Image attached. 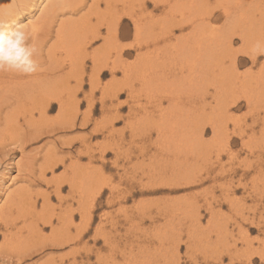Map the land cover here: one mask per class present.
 Returning <instances> with one entry per match:
<instances>
[{
    "label": "rangeland",
    "instance_id": "obj_1",
    "mask_svg": "<svg viewBox=\"0 0 264 264\" xmlns=\"http://www.w3.org/2000/svg\"><path fill=\"white\" fill-rule=\"evenodd\" d=\"M242 1L245 2V0H224L221 2L199 0V2L205 4V9L207 10H203L198 6L193 15H190L189 19L182 18L191 22L187 23L186 29L183 30L175 26L172 32H169L168 28H161L163 27L161 23L166 22L164 20L161 21L160 18L162 19V17H159L163 16L160 9L162 7L164 8L163 5L165 4V0L159 1L163 3L159 9H156L154 7L155 5L153 6L150 1H146L147 6L143 8L141 0H111L110 3L107 0H87L78 11L64 14V16H66L65 18L63 15L60 16L61 18L59 17L58 20H77V26L79 27L77 41H80L75 44L80 46L74 48L72 45V54L77 57L78 63L82 68L80 73L82 74V81L84 83L82 82L81 92L78 95L80 110L76 119V126L71 130L57 132L53 136H48L46 139L42 141L39 140L27 147L28 153H38L40 157V160L36 164L35 176L31 174V171H29V174L27 173L30 177H35L34 179L36 180L40 175V164L43 160L41 157L44 154L53 150L57 153L55 158L64 161V164H60L53 171L49 169L46 171L45 178L47 180H55L54 183H52V185H47L45 183H34L31 185L28 180L23 181L18 178V172L16 168H14L13 172L8 175L11 176V178H14V176L17 178L15 177V181L13 180L12 182L8 177L6 178L5 195L1 198L2 201H0V206L6 197V193L8 194V192L16 188L29 186L28 188L32 193L33 200L37 201V210L39 211L44 202L40 193L45 192V195H48L50 199V211L55 210L52 222V224H54H49L47 226H43V224L40 225V228L44 229L42 235L45 237L51 236V232L62 224L58 216L64 213L67 215L70 213L74 215V224L82 223L83 217L81 216L84 215L86 211L91 213L92 219L87 235L83 236L79 243L71 244L68 248L61 251L49 249L41 253L40 251L36 252L35 255L29 259L18 262V264H49L54 260L53 264H60L59 257L75 246L80 248L78 264H246L244 258L235 255L237 260L235 259L232 261L229 255L230 253L234 254L236 252L235 250H244L245 246L248 248V241H252L251 245L253 249H255L256 252H260L259 255L258 253L257 256L254 255L256 258H254V262L251 264H264V255H262L264 254V252H262V249H264V79H261L264 78V0H246L244 4H240L242 6L240 7L239 3ZM96 3H99L98 7H96ZM173 3H175V1ZM168 6L170 7L171 5ZM168 6L167 8H169ZM187 6L185 9H187ZM236 6L239 8H236ZM131 8L132 10L135 9L133 14L136 15V17L139 16L142 18L143 23L146 19L152 22L151 25L154 26L152 32L153 38L156 39L157 37V40L153 44L152 41H148V43L144 44L141 48L137 45L132 49H125L124 52L126 53L123 54L125 58L123 59L122 57L123 60L121 62L123 67L119 65L120 69L114 70V67L117 66L114 62L118 57L116 47H120L122 44L128 46L135 45L137 42L134 37V23L130 17H124L125 19H122L119 28L118 39L120 42L118 41V45L116 44V38L108 34V24L113 17L118 14H123L126 10ZM235 9H237L236 11L239 12V14L234 11ZM93 10L97 11V13ZM178 10L182 11L180 9ZM248 10L251 12L250 17H245L243 13L244 11L249 13ZM151 11L154 18L146 14L151 13ZM203 12H205V14ZM233 13H235L236 16L239 15V18H236V23L238 25L235 24L238 28L236 29L237 32H233V39L235 41L229 47L225 40L226 44L222 46L224 48L220 50L217 49L218 51L215 49L218 53L212 56L213 59L210 58V62L208 61L206 64L211 65L209 66L211 70L208 67L210 71L206 68L207 74L202 73L203 75L205 74L204 79L207 81L203 82L198 80L195 82L185 77L182 80L181 86L179 85L178 87L173 84L171 86L169 82H172L174 78V80L177 81L181 79V75H184V72L180 68L185 67L183 70H187L186 72L190 70V63H188L190 59L186 58V62L182 64V57L178 55L181 54L178 53L182 45L181 42L186 39L183 42L184 45L189 41L193 43L190 37L194 38V36L198 34V32H194L193 28L201 23L203 25L208 21L211 23L207 27L209 29L206 28L207 32L215 31L216 34L221 27V30L224 29V25L228 22L227 18L234 15ZM194 14H196V18H194ZM199 15H201V18L198 17ZM84 16L88 18L84 19ZM180 17L182 16L180 15ZM79 18L84 20L79 22ZM197 19L199 21H197ZM201 19L203 21H201ZM238 21L243 22L241 23ZM244 21L246 25L243 24ZM27 23V18H24L23 24L20 23L18 26L25 28V26L27 27ZM58 23H60V21L56 23L54 34L51 37L52 40L49 39L45 46L46 51H44V55L54 43H59L56 33ZM177 23H180L179 20ZM96 24L98 25L94 26ZM193 24L195 25L193 26ZM98 29L101 35L99 34L100 37L94 40L92 38V31ZM238 30L242 32L245 30L248 34L252 35L250 38H247L249 39L248 46H251L253 43L252 46L254 47L253 51H255L256 60L244 55H239V60L237 61L238 70L237 72L235 70V73L240 75L241 79L233 77L232 79L226 80L220 69L223 67L226 69L230 68L231 58L234 52L238 49H244V45H246L243 43L242 39L238 37L239 32L242 33ZM161 32L164 33V35H161ZM191 33L193 34L191 35ZM194 33L196 34L194 35ZM188 34L190 36H188ZM85 35L87 37H85ZM160 35L161 37L164 36L166 40L159 37ZM256 35L257 37L255 38ZM214 45L215 48H218L216 43ZM60 46H62V44H60ZM252 46L250 48H252ZM96 49H100V51L98 52ZM260 49H262V52ZM78 50H81V53H79ZM92 52L95 53L93 54ZM139 56L143 62H139ZM55 57L58 58L54 59L52 57L49 59V57L45 56L44 60L37 62L36 72L44 71V73H50L54 68L57 69L56 67L63 64L64 61L67 62L69 59L70 62L71 60L70 57L67 58L66 51H63V48L60 49L58 55L56 54ZM93 57L95 60L104 57V61L106 60L105 62H107L106 68L102 66L103 64H95V61L92 60ZM214 59H216V61ZM222 63H224V66H222ZM187 65L189 68H187ZM91 69L94 70L92 71ZM130 69H132V71ZM171 72L173 73L172 76ZM125 73H129L130 78L127 77ZM178 73L180 74V78L177 77ZM156 74L158 76H156ZM252 76L254 78H252ZM167 77H170V79H167ZM234 78L236 80L235 82L233 80ZM212 79H214V81ZM189 80L194 82L192 86L195 88L189 87V85H191ZM239 82L242 85L244 84V86L246 85L247 88L241 90L240 87H237V85L240 86ZM122 83L124 84L122 85ZM195 83H197L198 86L201 85V89H199L200 87L198 88ZM216 83H221L224 89L222 90L220 87L216 86ZM90 84L96 85L92 97L89 95L92 89ZM225 84L229 86V88ZM203 85H205L204 90ZM174 86L177 89H175ZM187 86L190 91L186 89ZM179 88H181L180 91H176L179 90ZM191 89L194 92L197 90L198 93L193 92V94L195 96L198 94L197 96L199 97L204 91L202 95L205 96L206 100L205 102H200V105L197 104L199 109L197 113L200 112L201 117H199L196 112L194 114L193 112L191 113V115L193 114L192 116H198L197 119H195L196 117L194 116V119L191 120L192 131L188 133L185 132L184 129L181 130L182 127L176 125L175 121L179 119L180 115L183 113L181 112V108L184 107V103H187L188 100L186 99L189 98L188 96L192 94ZM237 89L240 90V93L238 92L236 95L237 100H231L229 95H233V90ZM171 92L174 95H172ZM217 92L220 94L217 95ZM227 92L228 96H226ZM181 93L184 95L180 97ZM168 95L173 98L171 99ZM197 96L195 98H197ZM245 97L248 99L251 97L250 102L252 108L247 106V98ZM233 101H236V103H232ZM89 103H93L91 107L92 112L90 113V122L88 125H82L84 116L90 108ZM57 107L58 105L56 104L55 108L48 114V118L53 119L56 117ZM130 107L132 108L130 109ZM166 118L167 121H163V119ZM169 119L171 120L170 122H168ZM173 122L175 124H173ZM213 126H219V130L221 129L219 137L214 135ZM158 128L161 129L159 130ZM201 130H204L202 134L203 140L194 139V132L198 134ZM182 133L184 135H182ZM179 136L180 138H178ZM54 139L55 142L53 143ZM61 140L74 142L71 147L66 146L62 148L59 144ZM188 140L189 142H186ZM45 143L47 144L45 145ZM174 143L179 147L174 146ZM187 146L189 150L186 148ZM181 149L188 151L184 152L183 150L182 153ZM187 152L188 154L186 156ZM194 152L196 154H193ZM90 154L91 158L89 156ZM19 156L20 154L17 155L13 162H15ZM180 157L181 159L183 158L185 162H182L183 159L181 161ZM190 157L193 159L191 160ZM169 158L171 160H169ZM187 160H191L189 161L191 163H188ZM177 162H181L182 164L179 163L177 165ZM179 165L184 166L180 167ZM164 166H168L166 173V168ZM89 169L90 171L92 169L94 170L91 179L92 182H89L93 189L92 191L88 189L87 193L93 196V199L88 196L91 205L86 203L85 198V196H87L85 182L89 179L86 177L87 173H89L87 172ZM178 170H181L184 175H177ZM183 170L186 171L187 174H185ZM75 172L79 175L76 180L77 182H74L73 173L75 175ZM165 175H167V177ZM177 176L178 178H176ZM179 178L186 183L190 180L191 183L177 185L175 183ZM169 179L173 184H166L169 182ZM27 181L29 183H27ZM60 186L61 188H59ZM57 191H59L58 194ZM75 192H78L82 198L78 196L75 198L72 197ZM83 196L85 199H83ZM79 200H82L81 203ZM20 216L17 210L13 212V219L17 220V222L19 221V227L23 224V222L20 223ZM3 227V225L0 226L1 247L4 246V242L6 241L4 234H7V232L8 240L10 239L9 241L7 240V242H10L11 246L14 245V248H16V245L20 248L24 247V245L25 247L27 246L26 241H24V239L26 240V238H24L25 235L28 234L27 229L21 234L18 233L17 229L13 226L12 229L9 228L7 231L5 230L6 228ZM244 229L247 230L244 231ZM10 231H12L13 234H11ZM206 231L208 234H206ZM213 231L217 232L215 233ZM10 235L13 236L11 237ZM42 235H36L33 238L34 240L40 241L39 239ZM218 238L219 240L221 239V241H219ZM14 240L17 241L14 243ZM19 241L22 243H19ZM91 245L94 246V256L90 260L87 254ZM220 254L225 258L222 262H220L218 256ZM216 258L218 259L216 260ZM66 264H68V262Z\"/></svg>",
    "mask_w": 264,
    "mask_h": 264
},
{
    "label": "bare ground",
    "instance_id": "obj_2",
    "mask_svg": "<svg viewBox=\"0 0 264 264\" xmlns=\"http://www.w3.org/2000/svg\"><path fill=\"white\" fill-rule=\"evenodd\" d=\"M87 0H0V21H6L11 23L14 27L18 26V24L22 23L24 21V18H27L28 23H27V27L25 26V30H27L29 33H35V36L33 38V40H30V43L34 42L35 46H36V53L34 55V60L37 62H39L40 60H44L45 56L50 58H54L57 59L58 57H55L56 54L58 55V52L60 51V49L63 48V51H66V55L67 58L70 57V62L69 59L68 61H64L63 64L59 65L58 67H56L57 69H53L52 72L50 73H44V71L41 72H34L31 74H23V73H19V72H10V71H0V201H2V197L5 195V181L6 178L8 177V179L11 180V182L14 180V178L16 176H14V178H11V176H9L8 174L13 172V169L16 168L17 172H18V178H20L21 180L25 181L28 180L30 182V184H42L45 183L47 185H52V183H54L55 180H47L45 178V174L46 171L49 169L51 171H53L56 167H58L60 164H64V161L62 159H56V152H54L53 150L49 153L44 154L41 158L42 163L40 164V175L39 178L36 180L34 179L35 177H30L29 171H31V174L34 175L35 172V168H36V164L37 162L40 160L39 154L38 153H33L30 154L27 151V147L30 146L33 143H36L37 141H42L44 139H46V137L48 136H53L54 134H56L57 132H64L67 130H71L73 128H75L76 126V119L78 117V113L80 110V101L78 100V95L81 92V88H82V74L80 73V70L82 69L80 64L78 63V59L77 57H75V55L72 54V45L75 47L80 46V45H76L78 41V26H77V20L75 21H70L69 19L67 20H58L59 17L61 15L64 16V14L66 13H74L76 11H78L79 9H81L80 7H82L85 2ZM95 1V0H94ZM110 1L111 0H107ZM118 1V0H116ZM120 1V0H119ZM146 1H150L152 3V5L157 9H159L161 7V5H163V3L159 2L160 0H141V3H143V8L144 6H147V2ZM175 1V3H173ZM205 1H212V0H205ZM214 2H221L224 0H213ZM235 1V0H234ZM241 1V0H239ZM124 2V1H123ZM246 2V0H245ZM245 2H241L239 3V5L244 4ZM173 3V4H172ZM97 4V3H96ZM117 4V2H116ZM132 4V3H131ZM189 4V5H188ZM233 4V3H232ZM236 4V3H235ZM254 4V3H253ZM99 3L97 4L96 7H98ZM168 5H171L170 7ZM188 5V6H187ZM192 5V6H191ZM221 5V4H220ZM240 5V7H242ZM246 5V4H245ZM248 5V4H247ZM250 5V3H249ZM248 5V6H249ZM152 6V7H153ZM164 8L160 9L161 14L163 16H159L162 17V19L160 18V20H164L166 21L165 23L162 22L161 24H163V28L164 27L167 29L169 32H172L173 28L176 26L177 28L180 29H186L187 27V23L190 22L189 20H184L182 18L185 19H189L190 15H193L194 11H196V8H198V6H200V8H202L203 10H207L205 9V4L197 2V0H165V4L163 5ZM167 6L169 8H167ZM187 6V9H185ZM35 7V8H34ZM86 7V6H85ZM95 7V8H96ZM129 7V6H128ZM185 9H183V8ZM238 6H236L237 8ZM140 8V7H139ZM221 8V7H220ZM234 8V7H232ZM231 8V9H232ZM239 8V7H238ZM244 8V7H243ZM250 8V7H249ZM83 9V8H82ZM100 9V8H99ZM98 9V10H99ZM108 9V8H107ZM125 9V8H124ZM178 9L182 10L179 11ZM228 9V8H226ZM230 9V10H231ZM135 10V9H134ZM134 10L128 9L126 10L123 14H117L116 11V16L113 17V19L109 22L108 24V34L113 37L116 38L115 40H117L116 44L118 45V36H119V28H120V24L122 23V19L124 17H130L134 23V37L136 40V44L135 45H120V47H115L117 48V59L114 62V64H116L117 66H113L114 70H118L120 69L121 62L122 60L125 58V56L123 54H125L126 52H124L125 49H132L135 46H139L140 48L143 47L144 44H147L148 41H152V44L156 42V39L153 38V25H151V21L149 22L147 19L145 20V22L143 23L142 18L136 17V15L133 14ZM142 10V9H141ZM198 10V9H197ZM237 9H235L234 11H236ZM241 10V9H239ZM244 10V9H243ZM94 11V10H93ZM144 11V10H142ZM159 11V12H160ZM200 11V9H199ZM214 11V10H213ZM97 13V11H94ZM198 12V11H197ZM208 12V11H207ZM224 12V11H223ZM237 12V11H236ZM235 12V13H236ZM249 13H247V11H244L243 15L245 17H250V10H248ZM95 13V14H96ZM100 13V12H98ZM111 13V12H110ZM140 13V11H139ZM154 13V12H153ZM202 13V12H201ZM205 14V12H203ZM227 13V12H226ZM225 13V14H226ZM233 13L234 15L229 16V18H227L226 20V24L224 25V29L218 30V32L215 34V31H211V32H207L206 28L209 26V24L211 22H205L203 25L202 23L195 26L194 32H198V34L196 36H194V38L190 37V40H193V43H191L190 41L187 43L186 45L183 44V42L186 40H183V42H181V47L179 48L178 54L179 56H181L182 58V64L185 63L186 58L190 59L188 63H190V70L188 72H186L187 70H183V68H180L183 72L184 75H181V79H178L177 81L173 79L172 82H169L170 85H176L179 87V85H182V80L186 77L189 79L194 80L195 82H197L198 80L201 81H207L204 79V75L207 74L206 73V68L208 69L209 66L211 65H206L208 63V61L210 62V58H212V56H214L216 53V50H220L226 42L228 43L229 47L231 46V44L235 41L233 39L234 34L235 33L237 26L235 24L236 23V18H239V15L236 16V14ZM239 14V12H237ZM37 14V15H36ZM80 14V13H79ZM88 14V13H87ZM90 14V13H89ZM144 14V13H142ZM148 14L149 17H153L154 15H152V11L151 13H146ZM155 14V13H154ZM199 14V13H197ZM75 15V14H73ZM180 15L182 17H180ZM194 18H196V14H194ZM203 15V14H201ZM201 15H199L198 17L201 18ZM207 15V14H206ZM227 15V14H226ZM80 16V15H78ZM87 16V15H86ZM98 16V15H96ZM107 16V15H104ZM212 16V15H210ZM66 16H64L65 18ZM71 17V16H70ZM76 17V16H75ZM203 17V16H202ZM208 17V16H207ZM225 17V16H223ZM61 18V17H60ZM68 18V17H67ZM88 18L84 16V19ZM107 18V17H106ZM156 18V17H155ZM193 18V19H194ZM204 18V17H203ZM63 19V17H62ZM80 21H83L84 19L79 18ZM82 19V20H81ZM98 19V18H96ZM125 19V18H124ZM208 19V18H206ZM242 19V18H241ZM156 20V19H155ZM179 20L180 23H177V21ZM196 20V19H195ZM243 20V19H242ZM57 21L60 23H58V29L56 31L57 33V37H58V42L59 43H54V45H52L49 50L47 51V53L44 55V51H46L45 46L47 45V42L49 41V39H51L52 35L54 34V28L56 26ZM197 21H199L197 19ZM201 21H203L201 19ZM206 21V20H205ZM160 22V21H157ZM241 22V21H238ZM243 22V21H242ZM241 22V23H242ZM250 22V21H248ZM104 23V22H103ZM191 23V22H190ZM189 23V24H190ZM240 23V24H241ZM88 24V23H87ZM90 24V23H89ZM99 24V23H98ZM98 24L94 25L97 26ZM156 24V22H155ZM245 24V21L244 23ZM242 24V25H243ZM249 24V23H248ZM158 25V24H157ZM195 24H193L194 26ZM238 25V24H237ZM246 25V24H245ZM252 25V24H251ZM84 27V26H83ZM160 28V27H159ZM84 29V28H83ZM191 29V28H190ZM192 29V32H193ZM209 29V28H207ZM211 29V28H210ZM243 30V29H242ZM263 30V29H261ZM92 31V30H91ZM99 29L96 31H92V38L95 40L98 37H100V31L98 33ZM167 31V30H165ZM241 31V30H238ZM245 31V30H244ZM242 32L238 34V37L240 39H242L243 43H245L246 45H244V49H238L234 52L233 57L231 58V63H230V68H221V72L222 75L225 77V79H232L233 77L238 79H241L240 75H237L235 73V70L237 72L238 70V56L239 55H244L247 56L248 58L254 59L256 60V54L254 53L255 51H253L254 47L252 46V48H250L251 46L249 45V39L250 38V34H248L247 31ZM264 31V30H263ZM163 32V31H162ZM161 32V35H164V33ZM237 32V31H236ZM91 33V32H90ZM152 33V34H151ZM252 33V31H251ZM255 33V32H254ZM264 33V32H263ZM100 34V35H99ZM193 33H191L192 35ZM196 33H194L195 35ZM253 34V33H252ZM259 34V33H258ZM261 34V33H260ZM161 35L159 37H161ZM169 35V34H168ZM237 35V34H235ZM263 35V34H262ZM84 36V35H83ZM155 36V35H154ZM166 36V35H165ZM180 36V35H179ZM188 36H190L188 34ZM249 36V37H248ZM85 37H87L85 35ZM89 37V36H88ZM173 37V36H172ZM257 37V35L255 36V38ZM161 38H164L166 40V38L163 36ZM182 38V37H180ZM188 38V37H187ZM253 38V37H251ZM254 38V39H255ZM263 38V37H262ZM54 39V38H53ZM107 39V37H106ZM111 39V38H110ZM179 39V38H178ZM184 39V38H182ZM206 39V40H205ZM253 39V41L255 42V40ZM52 40V39H51ZM92 40V39H91ZM92 40V41H94ZM113 40V39H112ZM181 40V39H180ZM179 40V41H180ZM264 40V38H263ZM262 40V42H263ZM91 41V42H92ZM111 41V40H110ZM188 41V40H187ZM261 41V38H260ZM51 42V41H50ZM85 42V41H84ZM82 42V43H84ZM87 42V41H86ZM85 42V43H86ZM120 42V41H119ZM257 42V41H256ZM76 43V44H75ZM81 43V42H80ZM88 43V42H87ZM112 43V42H109ZM108 43V44H109ZM132 43V42H131ZM171 43V42H170ZM180 43V42H178ZM217 44L218 48H215L214 44ZM251 43V42H250ZM261 43V42H260ZM60 44H62V46H60ZM79 44V43H78ZM120 44V43H119ZM257 44V43H256ZM49 45V43H48ZM58 45V46H57ZM84 45V44H83ZM86 45V44H85ZM110 45V44H109ZM166 45V44H165ZM177 45V43H176ZM214 45V46H213ZM221 45V46H220ZM259 45V44H258ZM264 45V44H263ZM102 46V45H101ZM114 46V45H113ZM157 46V44H156ZM255 46V44H254ZM106 47V46H105ZM226 47V46H225ZM247 47V48H246ZM83 48V47H82ZM115 48V49H116ZM139 48V49H140ZM176 48V47H175ZM102 49V48H101ZM216 49V50H215ZM232 49V48H231ZM230 49V50H231ZM77 50V49H76ZM97 50V49H96ZM112 50V49H111ZM217 50V51H218ZM262 49H260L261 51ZM79 51V50H78ZM98 52L100 51L97 50ZM106 51V50H105ZM114 51V49H113ZM184 51V53H183ZM75 52V51H74ZM83 52V51H82ZM102 52V50H101ZM110 52V51H109ZM220 52V51H219ZM262 52V51H261ZM78 53V52H75ZM79 53H81V50L79 51ZM93 53V52H92ZM95 53V52H94ZM93 53V54H94ZM97 53V52H96ZM141 53V51H140ZM104 54V53H103ZM108 54V53H107ZM143 54V53H142ZM52 55V56H51ZM78 55V54H77ZM141 55V54H138ZM137 55V56H138ZM222 55V54H221ZM101 56V55H100ZM112 56V55H111ZM144 56V55H143ZM142 56V57H143ZM224 56V55H223ZM64 57V56H63ZM83 57V56H82ZM123 57V59H122ZM140 57V56H139ZM103 58V59H102ZM97 58L95 60V58L93 57L92 60L95 61V64H103L102 66L104 68H106L107 66V62L104 61V57ZM106 58V57H105ZM110 58V57H109ZM115 58V57H114ZM215 58V57H214ZM246 58V57H245ZM66 59V58H65ZM107 59V58H106ZM180 59V60H181ZM213 59V58H212ZM222 59V58H221ZM243 59V57H242ZM84 60V59H83ZM139 60V59H138ZM137 60V61H138ZM216 61V59H214ZM125 61V60H124ZM136 61V62H137ZM213 61V60H211ZM214 61V62H215ZM223 61V59H222ZM69 62V63H68ZM139 62H143L141 57ZM57 63V62H56ZM55 63V64H56ZM41 64V63H40ZM59 64V63H57ZM83 64V63H82ZM224 66V63H222ZM53 65V64H52ZM120 65V66H119ZM135 65V64H134ZM137 65V64H136ZM186 65V64H185ZM215 65V64H212ZM221 65V64H220ZM188 66V65H187ZM186 66V67H187ZM112 67V68H113ZM123 67V66H122ZM121 67V68H122ZM135 67V66H134ZM50 68V67H49ZM131 68V67H130ZM136 68V67H135ZM189 68V66L187 67ZM210 68V67H209ZM155 69V68H154ZM214 69V68H212ZM44 70V69H43ZM92 70V69H91ZM94 70V69H93ZM92 70V71H93ZM132 71V69H130ZM157 70V69H156ZM211 70V68H210ZM208 69V71H210ZM232 72H231V71ZM48 71V70H47ZM125 71V70H124ZM152 71V70H151ZM155 71V70H154ZM153 71V72H154ZM163 71V70H162ZM179 71V69H178ZM205 71V72H204ZM249 71V70H248ZM264 71V70H263ZM100 72V71H99ZM156 72V71H155ZM170 72V71H169ZM227 72V73H226ZM92 73V72H91ZM152 73V72H151ZM150 73V74H151ZM202 73H205L204 75ZM126 74V73H125ZM153 74V73H152ZM163 74V73H162ZM172 72H171V76H172ZM210 74V73H209ZM216 74V73H215ZM264 74V73H263ZM97 75V74H96ZM124 75V74H123ZM127 77H129V73L126 74ZM237 75V76H236ZM98 76V75H97ZM156 76H158L156 74ZM162 76V75H161ZM167 76V75H166ZM180 74L178 73L177 77H179ZM219 76V74H218ZM245 76V75H244ZM176 77V78H177ZM199 77V78H198ZM201 77V78H200ZM203 77V79H202ZM206 77V76H205ZM262 77V75H261ZM92 78V77H91ZM130 78V77H129ZM133 78V77H132ZM148 78V77H147ZM151 78V77H150ZM170 79V77H167V79ZM180 78V77H179ZM209 78V77H208ZM235 78L233 79L234 82L236 81ZM245 78V77H244ZM251 78V77H250ZM252 78H254L252 76ZM260 78V77H259ZM99 79V78H98ZM152 79V78H151ZM159 79V78H158ZM166 79V78H164ZM216 79V78H215ZM219 79V78H218ZM262 80L264 78H261ZM91 80V79H90ZM188 80V79H187ZM209 80V79H208ZM214 81V79H212ZM94 81V80H92ZM126 81V79H125ZM144 81V80H143ZM151 81V80H150ZM157 81V80H156ZM155 81V82H156ZM190 81V80H189ZM188 81V82H189ZM218 81V80H217ZM216 81V82H217ZM231 81V80H230ZM229 81V82H230ZM246 81V80H245ZM115 82V81H114ZM142 82V81H141ZM140 82V83H141ZM159 82V81H158ZM191 85H189V87L191 86L193 87L192 81ZM212 82V81H211ZM210 82V84H211ZM227 82V81H226ZM233 82V81H232ZM231 82V84H232ZM250 82V81H249ZM259 82V81H258ZM84 83V82H83ZM100 83V82H98ZM120 83V82H119ZM126 83V82H125ZM143 83V82H142ZM147 84H149L148 82H146ZM213 83V82H212ZM263 83V82H261ZM96 84V83H95ZM124 83H122L123 85ZM168 84V83H167ZM196 86H198L197 83H195ZM215 84V83H214ZM224 84V83H223ZM240 84V82H239ZM250 84V83H249ZM258 84V83H257ZM260 84V83H259ZM91 85V84H90ZM98 85V84H96ZM95 85V86H96ZM126 85V84H125ZM124 85V86H125ZM134 85V84H133ZM145 85V84H144ZM158 85V84H157ZM208 85V84H207ZM206 85V88L208 87ZM226 85V84H225ZM262 85V84H261ZM260 85V86H261ZM92 89H91V94L90 97H92V93H94V84L91 85ZM167 86V85H166ZM201 86V85H200ZM198 86V88L200 87ZM205 89V85H203ZM216 86L220 87L222 90L224 89L222 87L221 83H216ZM227 86V85H226ZM153 87V86H151ZM175 87V86H174ZM188 87V86H187ZM186 89L190 91L189 87ZM190 87V88H191ZM229 88V86H227ZM237 87H240L241 90H243V88H247V86L244 84H240L237 85ZM96 88V87H95ZM127 88V87H126ZM134 88V87H133ZM156 88V87H155ZM154 88V89H155ZM160 88V87H159ZM226 88V87H225ZM98 89V88H97ZM106 89V88H105ZM175 89H177L175 87ZM181 88H179V90L176 91H180ZM184 89V90H186ZM201 89V87L199 88ZM208 89V88H207ZM233 89V88H232ZM168 90V89H167ZM183 90V89H182ZM192 90V89H191ZM227 90V89H226ZM250 90V89H249ZM106 91V90H105ZM121 91V90H120ZM174 91V90H173ZM201 91V90H200ZM207 91V90H206ZM261 91V90H259ZM103 92V91H102ZM108 92V91H107ZM130 92V91H129ZM182 92V91H181ZM193 90H192V94H193ZM197 92V90H196ZM194 92V93H196ZM204 92V91H203ZM202 92V93H203ZM224 92V91H223ZM238 92L240 93V90H233V95H229L231 97V100H237V94ZM250 92V91H249ZM136 93V92H135ZM172 93V92H171ZM189 93V92H188ZM198 93V92H197ZM201 93V92H199ZM200 95L197 96V98H195L196 96L193 94H190L186 100L187 103H184V107L181 108V112H183L180 115L179 119H176L175 123L176 125H179L182 129L185 130V132H190L192 131V119H194V116H192L195 112L197 113L198 106L197 104L200 105V102H205L206 98L204 95ZM209 93V92H208ZM109 94V93H108ZM130 94V93H129ZM168 94V93H167ZM170 94V93H169ZM187 94V93H186ZM205 94V93H204ZM220 93L217 92V95H219ZM226 94V93H225ZM224 94V96H225ZM172 95H174L172 93ZM181 95L184 94H180ZM206 95V94H205ZM169 96V95H168ZM176 96V93H175ZM178 96V94H177ZM194 96V97H193ZM228 96V92L227 95ZM236 96V97H235ZM246 96V95H245ZM112 97V96H111ZM170 97V96H169ZM187 97V96H186ZM244 97V96H243ZM249 97V96H248ZM107 98V97H106ZM133 98V97H131ZM171 99L173 97H170ZM178 98V97H176ZM247 98V97H245ZM254 98V97H253ZM251 99V97H250ZM250 99L247 98V106L251 107V102ZM178 100V99H177ZM219 100L221 101V99L219 98ZM112 101V99H111ZM174 101V100H173ZM184 101V100H182ZM246 101V100H245ZM113 102V101H112ZM181 102V101H180ZM222 102V101H221ZM230 102V101H229ZM183 103V102H182ZM232 103H236V101H233ZM58 105L57 107V113H56V117L53 119L48 118V114H50V112L55 108V105ZM90 104V108L89 110L86 112L84 119L82 121V125H88L90 122V117H91V112H92V105L93 103H89ZM129 104V103H128ZM224 104V103H223ZM228 104V103H227ZM103 105V104H102ZM101 105V106H102ZM124 105V104H123ZM161 105V104H160ZM177 105V102H176ZM180 105V104H179ZM220 105V104H219ZM218 105V106H219ZM222 105V103H221ZM158 106V105H157ZM197 106V107H196ZM231 106V105H230ZM177 107V106H176ZM204 107V106H202ZM224 107V106H222ZM108 108V107H107ZM111 108V107H110ZM132 107H130L131 109ZM206 108V107H205ZM219 108V107H218ZM252 108V107H251ZM184 109V110H183ZM249 109V108H248ZM106 110V109H105ZM201 110V109H200ZM205 110V109H203ZM172 111V110H171ZM217 111V109H216ZM215 111V112H216ZM226 111V108H225ZM180 112V111H179ZM193 112V114L191 115V113ZM208 112V111H207ZM227 112V111H226ZM202 113V112H201ZM171 114V113H170ZM199 115V117H201L200 112L197 113ZM196 114V115H197ZM173 115V114H172ZM179 115V114H178ZM197 115V116H198ZM176 116V115H175ZM197 116H195L197 119ZM204 116V114H203ZM115 117V116H114ZM113 117V118H114ZM164 117V116H163ZM172 117V116H170ZM198 117V118H199ZM177 118V117H176ZM116 119V118H115ZM140 119V118H139ZM172 119V118H171ZM174 119V118H173ZM203 119V117H202ZM166 119H163V121ZM175 120V119H174ZM200 120V118H199ZM205 120V119H204ZM116 121V120H115ZM118 121V120H117ZM171 120L169 119L168 122H170ZM194 121V120H193ZM197 121V120H195ZM201 121V120H200ZM199 121V122H200ZM203 121V120H202ZM198 122V121H197ZM79 123V122H78ZM114 123V122H113ZM112 123V124H113ZM172 123V122H171ZM170 123V124H171ZM173 122V124H175ZM205 123V122H204ZM163 124V123H162ZM200 124V123H199ZM140 125V123H139ZM226 125V124H225ZM168 126V125H167ZM173 126V125H172ZM204 126V125H203ZM113 127V126H112ZM159 127V126H158ZM175 127V126H174ZM219 127V126H218ZM217 126H213V132L214 135H216L217 137L220 136L221 132L219 130ZM169 128V127H168ZM194 128V127H193ZM204 128V127H203ZM159 129V128H158ZM161 129V128H160ZM159 129V130H160ZM167 129V128H166ZM172 129V127H171ZM170 129V132H171ZM195 129V128H194ZM193 129V130H194ZM168 130V129H167ZM200 130V129H198ZM196 131V130H195ZM204 131V130H203ZM203 131L201 130L198 134H196L194 132V139H199L200 141L203 140L202 138V134ZM162 132V130H161ZM198 132V131H197ZM236 132V130H235ZM245 132V131H244ZM160 133V131H159ZM169 134V133H168ZM176 134V133H174ZM191 134V133H190ZM59 135V134H58ZM182 135H184L182 133ZM168 136V135H167ZM177 136V135H176ZM192 136V135H191ZM228 136V135H227ZM57 137V136H56ZM62 137V136H61ZM163 137V136H162ZM174 137V136H171ZM182 137V136H181ZM42 138V139H41ZM67 138V137H66ZM180 138V136L178 137ZM183 138V137H182ZM217 139V138H216ZM221 139V138H220ZM165 140V139H164ZM184 140V139H183ZM177 141V140H176ZM175 141V143H176ZM223 141V140H222ZM55 142V139L53 141V143ZM74 142V141H73ZM72 141H65V140H61L60 141V145L62 148L64 147H71L73 144ZM182 142V141H181ZM186 142H189L186 141ZM48 143V142H47ZM45 143V145L47 144ZM163 143V142H161ZM173 143V142H172ZM171 143V144H172ZM174 143V144H175ZM228 143V142H227ZM166 144V143H165ZM179 144V142H178ZM229 144V143H228ZM181 145V144H180ZM188 145V144H187ZM191 145V144H190ZM189 145V146H190ZM193 145V144H192ZM165 146V145H164ZM176 147V144L174 145ZM173 146V147H174ZM184 146V144H183ZM169 147V146H168ZM172 147V148H173ZM175 147V148H176ZM105 148V147H104ZM171 148V149H172ZM188 149V146L186 147ZM190 148V147H189ZM201 148V147H200ZM170 149V148H169ZM178 149V148H177ZM199 149V148H198ZM88 150V149H87ZM174 150V149H173ZM179 150V149H178ZM177 150V151H178ZM184 149H181L182 153H183ZM189 150V149H188ZM188 150H184L188 151ZM193 150V149H192ZM50 151V150H49ZM56 151V148H55ZM89 151V150H88ZM165 151V150H164ZM170 151V150H169ZM168 151V153H169ZM180 151V150H179ZM200 151V150H199ZM196 152V151H195ZM193 154H196V153ZM87 153V152H86ZM173 153V152H172ZM171 153V154H172ZM177 153V152H176ZM181 153V152H180ZM192 153V152H191ZM20 154V156L18 157V159L13 162V160L17 157V155ZM83 154V152H82ZM166 154V153H165ZM175 154V153H174ZM188 152L186 153L187 156ZM198 154V153H197ZM173 155V154H172ZM180 155V154H179ZM91 158V154L89 155ZM174 156V155H173ZM183 156V155H182ZM185 156V157H186ZM196 156V155H195ZM206 156V155H205ZM175 158H177L176 156H174ZM194 157V156H193ZM174 158V159H175ZM191 158V157H190ZM189 158V159H190ZM201 158V157H200ZM181 159V157H180ZM183 159V158H182ZM181 159V161H182ZM193 158H191L192 160ZM169 160H171L169 158ZM189 160V161H191ZM177 161V160H176ZM180 161V160H178ZM188 161V160H187ZM188 163H191L189 162ZM182 162H185V160L183 159ZM198 162V161H197ZM173 163V162H172ZM171 163V164H172ZM175 163V162H174ZM181 163V162H179ZM177 162V165L179 164ZM182 164V163H181ZM170 165V164H169ZM176 165V166H177ZM185 165V164H184ZM184 165H181L182 167ZM188 165V164H187ZM186 165V166H187ZM191 165V164H190ZM11 166V167H10ZM180 166V165H179ZM180 166V167H181ZM185 166V167H186ZM195 166V165H194ZM74 167V166H73ZM165 167V166H164ZM167 167L165 168V173L167 171ZM199 167V166H198ZM201 167V166H200ZM174 168V167H173ZM91 169V168H90ZM87 171L89 173H87L86 177L89 178L87 180L86 183V194L88 193V189L92 191V186L90 185L89 182H92V175L94 170L92 169L91 171ZM156 169V168H155ZM154 169V170H155ZM177 169V168H176ZM179 169V167H178ZM76 170V169H75ZM159 171V169H158ZM173 171V169H172ZM184 171V170H183ZM73 172V171H72ZM164 172V171H163ZM185 174H187L186 171H184ZM28 173V174H27ZM67 174V173H66ZM184 173L181 172V170H178L177 175H181ZM28 175V176H27ZM71 175V174H70ZM175 175V174H174ZM21 176V177H20ZM74 176V182L77 180V178L79 177L78 173L75 172V175L73 173ZM163 176V175H162ZM167 177V175H165ZM191 176V175H190ZM165 177V178H166ZM17 178V177H16ZM15 178V179H16ZM175 178V177H173ZM178 178V176L176 177ZM81 180V178H80ZM155 180V179H153ZM160 180V179H159ZM15 181V180H14ZM27 181V183H29ZM184 181V180H183ZM182 179H178V181H176L175 184H180V185H185V184H190L191 181L189 180L187 183L183 182ZM77 182V181H76ZM84 182V181H83ZM165 182V181H163ZM162 182V183H163ZM167 182V181H166ZM24 183V182H23ZM161 183V182H160ZM166 184H173L172 181L169 179V182H167ZM157 185V184H156ZM154 186V185H153ZM29 187V186H28ZM27 186L24 187H20V188H16L13 191L8 192V194L6 193V197L4 198L2 205L0 206V226L3 225L6 229V231L9 228H13L15 227L17 229L18 233H23V231L25 229L28 230V234L22 237L26 238V240L24 239V241H26L27 246L25 247H18L16 244V248H14L10 242L8 243V232L7 234H4V238H5V242H4V246L1 247L0 246V264H18V262H22L23 260H27L30 257H32L33 255H35L36 252H44L45 250H64L66 248H68L71 244H77L81 241L82 237L87 235L88 231H89V227H90V222H91V213L86 211V213H84V215H82V223L80 224H74V215L73 214H63L61 216H58V218L61 220L62 224L56 229L53 230L52 235L49 237H45L43 236L42 232L44 229L40 228L41 224H43V226H47L49 224H52L53 222V218H54V211H50L49 209V196L45 195L46 193L41 192L40 195L42 196L44 202L42 203V208H40L41 210H37V201L33 200V196L32 193L30 192L29 188ZM61 188V186L59 187ZM95 188V187H94ZM81 192V191H80ZM59 193V191H57V194ZM85 193V192H84ZM98 193V192H97ZM62 194V193H61ZM85 195V194H84ZM80 197V195L78 194V192L73 193L72 197ZM92 198L93 196L87 194V196H85L86 198V203H89V197ZM62 197V196H61ZM39 198V197H38ZM82 198V197H80ZM83 196V199H85ZM93 199V198H92ZM62 201V200H61ZM80 201V200H79ZM77 201V202H79ZM82 201V200H81ZM80 201V203H81ZM93 202V201H92ZM61 203V202H60ZM62 204V203H61ZM90 204V203H89ZM91 205V204H90ZM84 207V206H83ZM91 209V208H90ZM18 211L20 213V223L23 222V224L21 225V227L18 226L19 221L17 222V220L13 219V212L14 211ZM81 210V209H80ZM242 217V216H241ZM249 218V217H248ZM18 219V218H16ZM15 220V221H13ZM10 221V222H9ZM58 222V220H57ZM60 222V223H61ZM238 222V221H237ZM54 224V223H53ZM52 224V225H53ZM56 224V223H55ZM57 225V224H56ZM13 226V227H12ZM3 227V228H4ZM217 227V226H216ZM14 228V229H15ZM209 228V226H208ZM23 229V230H22ZM212 230H214L213 228H211ZM259 229V228H258ZM261 229V227H260ZM3 230V229H2ZM210 230V229H209ZM217 230V228H216ZM247 229H244V231ZM26 231V230H25ZM261 231V230H260ZM11 234H13L12 231H10ZM9 232V233H10ZM16 232V231H15ZM207 232V231H206ZM215 232V231H213ZM217 232V231H216ZM215 232V233H216ZM211 233V231H210ZM226 233V232H225ZM17 234V233H14ZM20 234V235H21ZM25 234V233H24ZM42 235L40 237V241L34 240V236L36 235ZM208 234V232L206 233ZM210 235V234H209ZM218 235V233H217ZM222 235V234H221ZM220 235V236H221ZM226 235V234H225ZM230 235V234H229ZM228 235V236H229ZM234 235V234H233ZM248 235V234H247ZM11 236V235H10ZM13 236V235H12ZM11 236V237H12ZM17 236V235H16ZM15 236V238H16ZM211 237V235H210ZM227 237V235H226ZM231 237V236H230ZM242 237V236H241ZM246 237V236H244ZM33 238V239H32ZM221 238V237H219ZM218 238V240H219ZM12 239V238H11ZM239 239V238H238ZM10 240V239H9ZM8 240V241H9ZM21 240V239H20ZM91 240V239H90ZM216 240V241H218ZM244 240V239H243ZM17 240H14V243ZM23 241V244H24ZM221 241V239L219 240ZM236 241V240H235ZM234 241V242H235ZM248 241V240H247ZM264 241V240H263ZM3 242V241H2ZM223 242V241H222ZM237 242V241H236ZM19 243H22L19 241ZM218 243V242H217ZM18 244V242H17ZM225 244V243H224ZM231 244V242H230ZM229 244V245H230ZM248 248H244V250L239 251V250H235L236 254H231L230 253V258L232 261H234L236 258L235 255H238L242 258L245 259L246 264H251L254 262V258H256L254 255L257 256L260 254V252H256L255 249H253L252 241H248ZM222 245V244H220ZM219 245V246H220ZM228 245V244H227ZM20 246V245H19ZM23 246V245H22ZM217 247V246H216ZM237 247V246H236ZM20 248V249H19ZM223 248V247H222ZM225 248V246H224ZM241 248V247H240ZM220 249V248H219ZM232 249V248H231ZM243 249V248H242ZM17 250V251H16ZM264 252V249H262ZM16 251V252H15ZM79 252H80V248L78 247H72L70 250H68L66 253H64L63 255H61L59 257V261L60 264H66L68 262V264H78V256H79ZM217 252V251H216ZM220 252V251H219ZM222 252V251H221ZM224 252V251H223ZM94 246H90L88 249V254L87 257L91 260L92 257L94 256ZM225 253V252H224ZM157 254V253H156ZM218 254V252H217ZM223 254V253H222ZM220 254L219 259L220 262H222L225 258L224 256ZM49 255V254H48ZM214 255V254H213ZM212 255V256H213ZM264 255V254H262ZM171 256V255H170ZM151 259V258H150ZM218 258H216L217 260ZM239 259V258H238ZM54 260V259H53ZM237 260V259H236ZM55 261V260H54ZM54 261H51L49 264H53ZM234 263V262H233ZM34 264V263H32Z\"/></svg>",
    "mask_w": 264,
    "mask_h": 264
},
{
    "label": "clouds",
    "instance_id": "obj_3",
    "mask_svg": "<svg viewBox=\"0 0 264 264\" xmlns=\"http://www.w3.org/2000/svg\"><path fill=\"white\" fill-rule=\"evenodd\" d=\"M35 33L22 27L0 21V71L31 74L37 71L34 55L37 51L33 40Z\"/></svg>",
    "mask_w": 264,
    "mask_h": 264
}]
</instances>
